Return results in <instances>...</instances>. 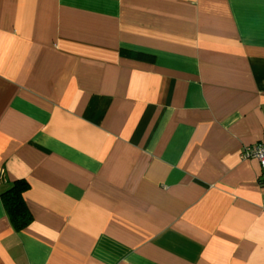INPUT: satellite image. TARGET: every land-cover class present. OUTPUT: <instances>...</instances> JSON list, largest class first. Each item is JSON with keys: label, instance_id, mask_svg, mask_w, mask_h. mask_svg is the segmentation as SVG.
I'll return each instance as SVG.
<instances>
[{"label": "crops", "instance_id": "crops-1", "mask_svg": "<svg viewBox=\"0 0 264 264\" xmlns=\"http://www.w3.org/2000/svg\"><path fill=\"white\" fill-rule=\"evenodd\" d=\"M264 0H0V264H264Z\"/></svg>", "mask_w": 264, "mask_h": 264}, {"label": "trees", "instance_id": "trees-1", "mask_svg": "<svg viewBox=\"0 0 264 264\" xmlns=\"http://www.w3.org/2000/svg\"><path fill=\"white\" fill-rule=\"evenodd\" d=\"M28 187L25 179H14L0 191V199L15 230L25 228L32 220V215L23 197Z\"/></svg>", "mask_w": 264, "mask_h": 264}, {"label": "built area", "instance_id": "built-area-1", "mask_svg": "<svg viewBox=\"0 0 264 264\" xmlns=\"http://www.w3.org/2000/svg\"><path fill=\"white\" fill-rule=\"evenodd\" d=\"M240 154L242 158H255L264 171V140L246 145Z\"/></svg>", "mask_w": 264, "mask_h": 264}]
</instances>
